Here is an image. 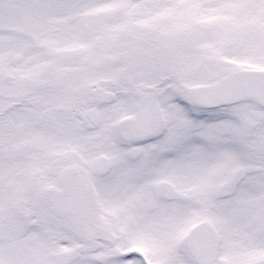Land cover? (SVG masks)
<instances>
[{
	"label": "snow or ice",
	"instance_id": "snow-or-ice-1",
	"mask_svg": "<svg viewBox=\"0 0 264 264\" xmlns=\"http://www.w3.org/2000/svg\"><path fill=\"white\" fill-rule=\"evenodd\" d=\"M0 264H264V0H0Z\"/></svg>",
	"mask_w": 264,
	"mask_h": 264
}]
</instances>
